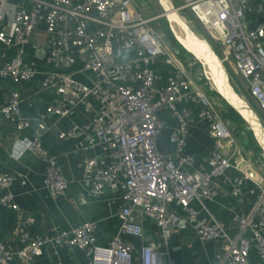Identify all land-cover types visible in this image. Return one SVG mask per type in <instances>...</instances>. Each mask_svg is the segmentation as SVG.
Listing matches in <instances>:
<instances>
[{
    "label": "built area",
    "instance_id": "2783aa9c",
    "mask_svg": "<svg viewBox=\"0 0 264 264\" xmlns=\"http://www.w3.org/2000/svg\"><path fill=\"white\" fill-rule=\"evenodd\" d=\"M137 1L30 0L27 9L11 8L7 23L3 20L7 2L0 0V43L15 45L19 52V45L41 24L47 35L48 61L67 67L44 71L40 87H53L56 93L45 112L59 118H67L77 107L92 112L86 142L107 149V155L103 160L95 155L83 158L82 182L87 192L99 195L105 184L120 189L119 224L106 246L94 245V225L89 221L36 235L20 224L13 230L18 248L0 243V264H9L13 258L29 264L46 245L52 254L64 245L83 250L87 257L83 264H136L133 246L122 236L141 235L138 214L152 221L157 238L140 247L137 264H170L166 232L177 225L176 209L198 238L216 243L218 264H249L251 250L264 264V156L253 155L234 137L223 119L224 102L219 95L206 93V79L196 61L172 50L150 25L156 16L144 12ZM174 4L202 27L233 87L252 102L264 126V17L244 26L242 9L233 0H174ZM253 8L258 14L264 12L260 2ZM155 61L167 68L160 88L156 83L161 75L151 67ZM32 73L18 54L0 66V76L12 82L27 80ZM20 101L19 93L10 90L0 106V119L16 131L28 126V119L19 115ZM189 106L207 123L212 139L204 166L194 167L185 151L187 126L193 122ZM161 109L176 123L168 133L171 151L166 153L156 148ZM79 132L77 126L69 125L57 137L74 138ZM25 149L44 164L42 185L49 195L64 196L67 183L54 156L37 137L26 141ZM13 178L0 174V206L17 209L10 190ZM224 186L231 198L253 197L246 212L232 211L233 235L210 213L202 216L192 205L197 201L204 208L203 201L212 200ZM51 264L61 262L56 259Z\"/></svg>",
    "mask_w": 264,
    "mask_h": 264
},
{
    "label": "crops",
    "instance_id": "0c3cea01",
    "mask_svg": "<svg viewBox=\"0 0 264 264\" xmlns=\"http://www.w3.org/2000/svg\"><path fill=\"white\" fill-rule=\"evenodd\" d=\"M6 2L7 14L3 20L7 23L11 8L21 6L27 9L31 3L30 0H6ZM233 2L242 9L244 26H251L264 17V12L258 14L253 8L256 2H260L264 8V0H233ZM142 7L144 12L150 11L148 3ZM5 28L9 30L7 25ZM19 47L21 50L18 52L15 45L3 46L0 43V66L18 54L21 61L33 71L29 79L19 82H12L7 77L0 76V106L7 93L16 90L21 97L19 115L28 119V126L22 131H16L10 122L0 119V174L13 175L10 190L13 193L12 201L17 205V209L0 206V243L12 249L18 248L19 243L13 235V230L20 224L24 225L28 233L36 235L51 230H68L84 221H89L94 225L92 230L94 245L106 246L116 233L119 224L116 210L120 204V189L119 187L113 189L105 184L99 195H91L83 185L81 170L83 158L87 155H95L98 160H103L107 155V149L98 145L89 146L86 142L91 130L92 112L85 113L82 107H77L67 118L54 117L45 112L46 105L56 93L53 87H40L44 71L66 70L67 67L64 65L57 67L48 61L47 35L41 24L35 27ZM151 67L157 69L161 75L156 83L160 88L165 82L167 68L159 61L153 62ZM86 77L87 75L83 76L84 79ZM189 109L193 122L188 123L187 126L185 151L192 156L194 167L204 166V160L212 149V139L208 134L207 123L197 117V109L193 106ZM157 116L162 122V129L156 141V148L160 153L170 152L168 133L176 123L166 109H161ZM69 125L77 126L80 130L79 134L74 138L59 139L58 133ZM32 137H37L41 145L54 156L67 183L64 196L54 198L43 187L44 164L25 149L26 141ZM252 202L253 197L247 195L231 198L227 194V187L224 186L212 200L203 201L204 208H201L197 201L192 205L202 216L210 213L223 225L229 235H233L235 230L229 224L232 211L244 213L250 209ZM176 212L177 225L166 232L170 264H218L214 257L216 243L198 238L185 222L180 209H176ZM137 218L141 225V235L122 236V239L129 241L133 246L136 264L140 247L153 243L157 238L152 221L142 214H138ZM25 221L27 223H24ZM56 259L61 264H83L87 257L83 250L65 245L58 247L56 253L52 254L50 247L46 245L42 253L35 256L29 264H51ZM248 262L260 264L252 250L249 252ZM9 264L19 263L13 258Z\"/></svg>",
    "mask_w": 264,
    "mask_h": 264
},
{
    "label": "water",
    "instance_id": "95a60500",
    "mask_svg": "<svg viewBox=\"0 0 264 264\" xmlns=\"http://www.w3.org/2000/svg\"><path fill=\"white\" fill-rule=\"evenodd\" d=\"M155 1L160 9L154 15L163 17L173 39V42L168 41L172 50L176 53L182 50L198 63L209 89L238 115L264 156V126L249 102L233 87L206 35L192 26L191 20L176 8L174 0Z\"/></svg>",
    "mask_w": 264,
    "mask_h": 264
},
{
    "label": "trees",
    "instance_id": "16d2710c",
    "mask_svg": "<svg viewBox=\"0 0 264 264\" xmlns=\"http://www.w3.org/2000/svg\"><path fill=\"white\" fill-rule=\"evenodd\" d=\"M148 13L153 14L151 11H149ZM186 16L191 20L192 26L195 29H197L198 31H200L202 29V27L191 17V15L189 13H186ZM162 21H163V24H162L163 29H165L167 31V33H169V37L170 38L168 39V41L173 42L172 36H171L167 26H166V23H165L163 17H162ZM181 51L182 50H179L177 53H179ZM185 57H189V56H185ZM197 65H198V63L196 62V66ZM197 67L199 68V65ZM201 76L205 80V78H204V76L202 74H201ZM208 90H210L214 94L218 95L214 90H212V89H208ZM247 101L249 102V104L253 108L252 102L250 100H248V99H247ZM224 106H225V109H224V114L223 115L232 116V118H233L232 119L233 126L234 127L236 126V128L240 129V130L243 129V130H241L242 131L241 132V136H242V145L244 146V148H246L248 150H251L253 155L260 156L262 153H261L259 147L255 144V142H254L249 130L246 129V126L244 125V123L241 121V119L238 117V115L225 104V102H224Z\"/></svg>",
    "mask_w": 264,
    "mask_h": 264
},
{
    "label": "rangeland",
    "instance_id": "374dc122",
    "mask_svg": "<svg viewBox=\"0 0 264 264\" xmlns=\"http://www.w3.org/2000/svg\"><path fill=\"white\" fill-rule=\"evenodd\" d=\"M137 3V5L139 6V7H142V6H144V4L145 3H148V7H149V9H150V11L153 13V14H155V13H157V12H159V5L157 4V2L155 1V0H139V1H137L136 2ZM162 24H163V21H162V16H158V17H155L154 19H152L151 21H150V25L154 28V29H156L160 34H162V36H163V38L166 40V41H168V39L170 38L169 37V33H167V31L165 30V29H163V27H162ZM201 29V28H200ZM165 30V31H164ZM204 35H205V32L201 29L200 30ZM178 54V56H180L181 58H183V57H185L186 55L185 54H183V52L181 51V52H179V53H177ZM229 72V71H228ZM231 77V76H230ZM231 79H232V81H233V83H234V85L236 84V82H235V80L231 77ZM206 82V93L207 94H209V95H211V94H213L214 95V93L212 92V91H210V90H208L209 89V87H208V82L207 81H205ZM223 119H224V121L227 123V125H229V127L231 128V130H232V132H233V135H234V137L242 144V136H241V130H243V129H237L236 128V126L234 127L233 126V122H232V116H226V115H223ZM232 126H231V125Z\"/></svg>",
    "mask_w": 264,
    "mask_h": 264
},
{
    "label": "clouds",
    "instance_id": "9594fccd",
    "mask_svg": "<svg viewBox=\"0 0 264 264\" xmlns=\"http://www.w3.org/2000/svg\"><path fill=\"white\" fill-rule=\"evenodd\" d=\"M13 155L15 156V152H13Z\"/></svg>",
    "mask_w": 264,
    "mask_h": 264
}]
</instances>
